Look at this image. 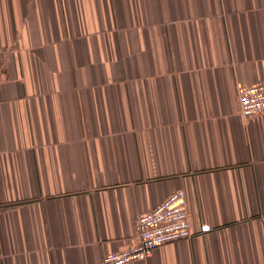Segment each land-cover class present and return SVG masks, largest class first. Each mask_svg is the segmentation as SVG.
Returning a JSON list of instances; mask_svg holds the SVG:
<instances>
[{
  "label": "crops",
  "instance_id": "1",
  "mask_svg": "<svg viewBox=\"0 0 264 264\" xmlns=\"http://www.w3.org/2000/svg\"><path fill=\"white\" fill-rule=\"evenodd\" d=\"M260 80L264 0H0V264H100L177 189L134 264H264Z\"/></svg>",
  "mask_w": 264,
  "mask_h": 264
},
{
  "label": "built area",
  "instance_id": "2",
  "mask_svg": "<svg viewBox=\"0 0 264 264\" xmlns=\"http://www.w3.org/2000/svg\"><path fill=\"white\" fill-rule=\"evenodd\" d=\"M240 113L244 118L264 113V80L238 87ZM133 242L106 252L100 264H134L149 256L157 246L192 235L186 194L177 189L135 219Z\"/></svg>",
  "mask_w": 264,
  "mask_h": 264
},
{
  "label": "rangeland",
  "instance_id": "3",
  "mask_svg": "<svg viewBox=\"0 0 264 264\" xmlns=\"http://www.w3.org/2000/svg\"><path fill=\"white\" fill-rule=\"evenodd\" d=\"M189 227H190V225H189ZM190 229H191V227H190ZM192 231V230H191Z\"/></svg>",
  "mask_w": 264,
  "mask_h": 264
}]
</instances>
